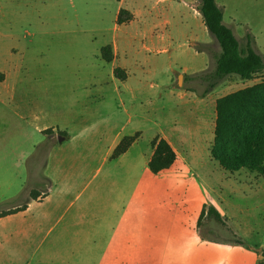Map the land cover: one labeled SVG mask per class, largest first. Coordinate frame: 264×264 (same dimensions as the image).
I'll use <instances>...</instances> for the list:
<instances>
[{
  "label": "crops",
  "instance_id": "1",
  "mask_svg": "<svg viewBox=\"0 0 264 264\" xmlns=\"http://www.w3.org/2000/svg\"><path fill=\"white\" fill-rule=\"evenodd\" d=\"M118 3L120 12L126 0ZM131 12L136 15L135 11ZM194 12L207 29L202 14L197 8ZM108 45L112 46L113 60L102 58L112 63V80H116L117 68L124 70L127 79V69L117 64L119 43L113 41L101 50ZM96 73L92 68L84 69L83 74L89 75L81 85L85 91L82 95L85 108L73 119L78 123L74 132H68L66 126L60 128L58 123L39 129L53 130L49 143L61 137L50 144L44 162L0 163V169L10 168L14 179L25 182L13 199L20 197L28 201L26 208L0 216V264H259L264 261V239L257 225L249 221L264 214V174L244 168L227 171L217 161H201L199 157L205 149L211 152L217 99L224 95L209 92L198 96L180 86L181 90L168 92L169 99L180 100L177 107L188 104L194 107L184 117H174L168 128L158 129L147 150V165L153 154L152 140L157 135L168 140L178 158L159 173H153L148 166V170L137 173V164L127 159L139 137L125 153L117 158L112 155L123 137L137 136L142 131L127 134L125 129L132 118L119 121L118 112L98 114L94 104L97 107L106 93H102L103 82ZM4 75L2 84L8 81L7 73ZM190 96L195 99L187 101ZM93 98L94 104L90 103ZM142 115V120H150ZM33 189L41 192L38 199H30ZM249 195L251 207L234 202ZM21 206L15 201L0 212ZM209 207H214L222 220L207 214L201 218ZM210 217L216 219L225 233L219 231L221 228ZM204 219H210L207 226H203ZM206 231L229 232L233 237L221 238L218 234L210 237Z\"/></svg>",
  "mask_w": 264,
  "mask_h": 264
},
{
  "label": "rangeland",
  "instance_id": "2",
  "mask_svg": "<svg viewBox=\"0 0 264 264\" xmlns=\"http://www.w3.org/2000/svg\"><path fill=\"white\" fill-rule=\"evenodd\" d=\"M216 1L242 47L252 36L255 50L264 57V0ZM198 4L199 0H126L122 8L136 15L132 23L119 25L116 0H0V79L8 75V81L0 83V163L44 162L49 145L61 137L49 143L50 133L39 129L58 123L74 132L78 123L73 119L85 108L81 85L89 75L83 72L92 68L106 97L97 107L94 98L90 103L98 114L118 112L119 121L132 118L125 132L142 133H137L139 139L127 160L137 164V173L148 170L147 150L158 129L168 128L174 117H184L194 107H177L180 100L169 99L167 93L183 88L201 96L207 84L198 75L207 67L206 72L214 70L213 52L211 61L208 52H195L198 43L207 42L213 51L220 50L194 12ZM113 41L119 43L117 64L127 69L125 80H112V63L102 58L101 47ZM263 80L264 71L249 80L231 75L210 93L225 96ZM194 99L190 96L187 101ZM143 113L150 120H142ZM40 145L44 147L36 152ZM211 156L208 149L199 155L201 161L216 162ZM23 184L10 168L0 169V209L24 202L13 199ZM250 198L234 202L251 207ZM203 221L207 226L210 219ZM249 221L264 239V214ZM219 231L225 233L223 228ZM217 234L206 231L210 237ZM218 236L233 237L229 232Z\"/></svg>",
  "mask_w": 264,
  "mask_h": 264
},
{
  "label": "trees",
  "instance_id": "3",
  "mask_svg": "<svg viewBox=\"0 0 264 264\" xmlns=\"http://www.w3.org/2000/svg\"><path fill=\"white\" fill-rule=\"evenodd\" d=\"M197 9L202 14L208 31L220 46V50L216 52L211 49L209 44L198 43L196 45L199 52H213L216 62L213 71H203L198 75L207 84L204 94L211 92L230 75H237L242 79L249 80L264 71V57L255 50L252 36L247 37L246 46L242 47L234 30L224 21L223 8L216 0H199ZM133 19L134 14L122 8L118 14L117 23L119 25L130 23ZM101 51L105 60H113L112 46H105ZM115 74L122 79H126L127 76L120 68L115 70ZM216 110L215 139L211 148L212 159L220 163L227 171L235 172L244 168L264 174V80L218 98ZM43 132L51 134L53 130L46 129ZM62 135L65 136V133ZM136 139L137 136L123 137L112 157L117 158L125 153ZM43 147L44 145H40L36 152H40ZM152 148L153 154L148 162V167L153 173H159L169 168L178 158L172 145L161 135H157L152 140ZM35 157L36 154L32 159ZM35 163H39V161ZM40 195L39 190L33 189L30 192V199H38ZM27 204L28 201H25L17 209L1 211L0 216L22 210L26 208ZM205 214L214 215L216 219L222 220L221 215L214 207L204 210L201 218ZM237 241L243 243L241 239ZM262 254L264 256V250ZM259 264H264V261Z\"/></svg>",
  "mask_w": 264,
  "mask_h": 264
}]
</instances>
